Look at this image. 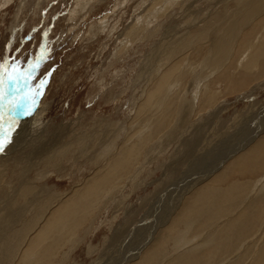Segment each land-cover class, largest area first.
<instances>
[{
  "label": "rangeland",
  "instance_id": "374dc122",
  "mask_svg": "<svg viewBox=\"0 0 264 264\" xmlns=\"http://www.w3.org/2000/svg\"><path fill=\"white\" fill-rule=\"evenodd\" d=\"M191 1L170 0V4L167 5L166 3L168 7L163 6L162 1L159 5L158 17L156 14L157 20L151 19L152 21H147L146 24L144 13L148 10L151 0H0V81H2L0 90L5 93L20 81L21 95L30 94L35 99V107L32 108L31 114L33 116L37 114L42 125L50 126L49 133L51 135H53V131L59 130L63 126L70 128L71 133L77 134L71 152L74 154L65 156V160H60L61 163H66L65 165L62 164L64 169L60 163L55 169L50 170L51 172L44 174L40 169L23 172L19 169L22 166L18 168L14 164L9 165L7 163H5V167L6 165L8 167L2 169L4 167L0 163V169H2L0 170V180L2 181H0V206L2 204L0 209H4L5 212L7 208L13 210L12 216L10 215L5 223L0 221L1 227L5 226L3 233H6L3 238H0V257H2L0 264L134 263L138 261L149 244L153 243L156 233L159 234L157 237L160 236L161 233L158 232L162 226L169 224L171 218L181 208L185 197L200 182L194 184L193 187H191V183L199 180H203L204 184L209 183L219 192L226 190L229 184L235 180L243 182L247 188L240 196L238 195L239 198L236 195V197L233 196L235 198L232 201L225 203L216 210L208 205V208L203 211L190 213L179 221L170 233H162L165 237L161 250L165 252L160 251L161 253L155 258L156 261L155 259L152 261V264H164V262L167 264L170 261H173L174 264H186L188 263L185 262L186 259L191 262L195 261L193 264H212L213 262V264H264V167L254 171L248 164L247 170L244 171L245 174H237L234 171L236 158L249 149L251 144L261 135V133L253 132L254 126L252 125L258 122L259 115L264 117L262 114L264 111V58L262 63H257L260 69L256 65L255 70L257 71H253V77L249 78L250 82H244L246 83L245 86L242 85L237 88L235 93H227L228 85L230 86L233 80L238 81V76L230 75L228 72L227 75H230L232 82L227 83L228 76L220 79L218 77L219 72L215 74V71L210 70V68L199 66L200 59L208 56L207 53L210 51L212 42L208 40L199 43V46L198 44L195 45V40L190 37V34L192 33V36L197 34L203 30V27L208 28L210 24H213L214 27L217 26L221 14L223 16L220 23L223 22L229 16L228 14L235 10L236 0H193L195 3ZM161 8L162 12H160ZM260 15L261 17H259ZM262 15L264 16V9L258 8L254 13V19L250 18L249 23L247 22L248 25L241 26V33L237 29V34L233 40L237 45L234 44L235 47L233 46L227 54V57L233 59L234 64L239 58L243 59L244 54L241 51V54L238 53L240 50L238 46H241L240 39L246 30L254 27L256 32L258 30L256 37L251 41L252 46L257 38L259 40L260 32H264V17ZM257 21H262L263 26L262 24L258 25ZM135 24H139L137 26L139 35L131 40L132 38L128 34ZM144 24H146V28ZM167 25L170 29H165ZM246 27L248 28L246 29ZM142 28L144 29L142 30ZM167 30L169 32L172 30L175 38L178 39L185 34L186 37L189 35V41L185 42L183 50L175 55L169 64L171 67H176L174 76H181L186 72L188 78L185 81L181 79L180 82L175 80V84L166 85L165 90H169L170 87H174L173 90L177 88L175 92L172 90L174 102L168 111L171 119L168 124L161 127L163 131H159L158 136H151L152 127L149 124L160 120L162 113L166 112V108H163L164 105H162L161 100L151 103L152 106L150 107L153 109L146 110L144 115L149 119L150 113L153 110L156 111L154 112L156 115L151 116L155 122L152 119L142 121V118H146L144 115L143 117L140 116L139 123L138 118L135 119V112L138 104L142 101L143 93H147L151 88L150 86L146 88V78L144 79V75L142 77L146 65L143 67L141 65L142 60L153 52L155 46H160L164 42V32ZM125 37H127L125 39L127 47L119 52L120 43ZM175 47L182 48V44H177ZM237 53L239 57H237L238 55L235 56ZM41 55L44 56V59H40ZM160 57L158 62H161L164 56L160 55ZM236 57L237 59H234ZM149 59L152 64L148 62L149 66L147 65V67L150 68L151 72L153 69L156 71L163 66L162 63L160 65L156 62L154 55ZM191 59L192 64L190 63ZM185 61L186 63H184ZM183 65L185 70L182 68ZM151 66H155V68ZM195 66L196 69H194ZM164 67L167 68L168 64H165ZM261 70L262 72H260ZM198 73L202 75H198ZM209 73H211L210 76H206ZM10 76H16L17 81L13 82L9 79ZM209 79L210 81L206 82ZM25 80H27V84H25ZM218 80H220V84L216 83ZM207 88L215 92V94L213 93L215 96L217 95L216 92H220L219 89L223 94L213 107L196 112L194 108L203 102L205 97L203 92ZM238 89L240 90L238 91ZM186 92L187 95L184 96ZM6 97L0 101L3 104V107H0V115H3L5 120L11 116L18 121V125L13 131V137L20 131V125L26 124V120L30 122L29 124L27 122V125L31 126L33 116L31 114L23 115V110L5 113L9 108V104L5 102ZM191 97L198 99L192 105L194 108L187 126H184V129L178 128L176 132L179 135L175 133L173 140L167 144L162 136L180 117L182 102L186 103L188 100H192ZM164 98L163 96L162 99L164 100ZM179 103L181 104L179 105ZM251 112L258 114L256 113L254 120H251L253 122L247 123L248 127L245 126L241 131L242 135L245 134L242 141L244 145L233 150L234 152L230 150V152H226L224 146L217 152L213 150L215 143L225 142L228 135L237 131L238 128L241 129L239 124L249 120ZM27 125L24 128L28 129ZM112 126L113 129H111ZM188 127L191 128L190 134L188 138H185L188 140L184 145L185 140L182 141L180 134L183 135ZM103 129H105L104 133ZM258 130L260 129H255V132ZM178 131L182 132L179 133ZM70 132L67 131L66 135ZM109 132L114 136L110 135ZM200 136L201 138H199ZM94 137L96 138L94 139ZM168 138L167 136L166 139ZM32 139L33 136L31 135L27 143H30ZM16 140V138H11V145H9L10 143L5 145L4 150L0 152V162L4 160V162L14 163L25 158V153L9 155L20 148L22 151L27 145L25 141L24 144L17 142L18 145L15 146ZM124 142L127 145L139 142V146L135 149V160H132V164L135 165L131 164V168H127L129 171L126 170L125 173L117 175L111 186L100 193L99 199L79 205L80 210L76 218L71 221L61 219L52 235L49 233L44 237L43 243L31 245L33 240L31 237L45 227L46 222L50 221L53 210L57 207L56 204L58 205L61 200L63 202L64 197L66 198L75 189L83 186L87 178L96 171V168H103L104 162L111 157L115 150L125 144ZM47 143L46 140L44 146ZM75 143L76 149L74 148ZM228 145L231 146V142ZM185 150L189 152V155ZM86 151L89 155L86 154ZM196 159L201 161L195 169L190 165ZM170 162L174 166L166 169ZM8 168L13 169V171ZM32 171H36V174ZM184 173L186 176H183ZM29 185L32 186L29 188L31 193L25 194L24 190ZM11 195L13 198L10 197ZM49 196L51 197L49 198ZM54 196L57 200L54 199ZM250 198L251 200H249ZM50 199L53 201L51 202ZM48 201L50 202L47 203ZM14 208L15 211L17 210L16 213ZM226 209L227 211H224ZM241 209L243 210L241 211ZM244 211L255 213L253 214L254 221L253 219L247 221L248 224H251L249 230H246L245 233L231 232L225 234L224 231L228 224H231L242 214L245 215ZM208 212L209 214H205ZM235 213L236 216H234ZM17 215H20L19 221ZM163 215L164 217L168 216L164 218ZM228 217L232 220L230 221ZM63 226L66 227V230ZM11 227L12 229H10ZM31 227H33V235L25 230ZM222 230L224 231L222 232ZM175 237L177 238L175 239ZM146 240L148 241L146 242ZM52 243H55V246ZM141 243L145 245L143 244L144 246L142 245V248L138 250L139 252L132 256L131 252H135ZM145 246L147 247L144 248ZM27 255L31 258L29 262L25 263L24 257ZM127 256L132 257L126 260Z\"/></svg>",
  "mask_w": 264,
  "mask_h": 264
},
{
  "label": "bare ground",
  "instance_id": "6f19581e",
  "mask_svg": "<svg viewBox=\"0 0 264 264\" xmlns=\"http://www.w3.org/2000/svg\"><path fill=\"white\" fill-rule=\"evenodd\" d=\"M151 0L150 4L148 5V10L144 13V18H145V23L147 24V21L150 22L151 19H155L157 20L156 18V14H157V17H158V13H159V5L160 3L163 1V6L165 5L166 7H168L167 5L170 4V0ZM186 1V0H185ZM188 1H191V0H188ZM195 1V0H194ZM179 2V1H178ZM181 2V1H180ZM179 2V3H180ZM193 2V0L191 1ZM190 2V3H191ZM232 2V1H231ZM167 3V5H166ZM184 3V2H183ZM189 3V2H188ZM195 3V2H193ZM182 4V3H181ZM188 5V4H187ZM236 8L234 11L230 12V14H228L229 16L227 18H225V20L223 22L220 23L221 19H222V16L223 14H221V18L219 21V24L217 26L214 27L213 24H210L208 28L205 29V27H203V30L201 32H197V34H194L192 36V33L190 34L191 36L190 37H193V40H195V45L198 44V46L200 45L199 43H202V42H205V41H210L212 42L211 46H210V51L208 54V56L204 57V58H201L200 61H199V66H201L202 68L203 67H207V68H210V70L212 71H215V74L216 72H219L220 75L218 76L220 79L221 78H226L227 76V83H229L230 81L232 82V78L230 79V75H235V76H238L237 77V80L238 81H234L232 83H230V86L228 85V92L229 94L233 93L237 88H239L240 86L246 84L244 82H248L249 81V78H252L253 77V71L256 69V65L257 63H262V59L264 58V32H260L261 33V36L258 40L257 38V41L254 42V45L252 46V43L251 41L254 39V37H256L257 33H258V30L256 32V30H254V28H249V30H246L245 34H243V36H241L242 38L240 39V44L241 46H238L240 47V50L238 51L239 54L240 51L244 54L243 55V59H238V61H236L237 63L234 64L235 62L233 61V59L231 60L229 58V56L227 57V54H229V51L231 50V48H233L234 44L236 43L234 40L235 36H236V32H237V29L240 30L241 26L242 25H248L247 22L250 18H253L256 16H254V13L256 12V10L259 8V9H264V0H236ZM162 6V5H161ZM160 6V7H161ZM162 6V7H163ZM197 6V5H196ZM232 6V5H231ZM165 7V8H166ZM226 7V6H224ZM165 8H163L165 10ZM232 8V7H231ZM200 9V8H199ZM223 9V8H222ZM228 9V7H227ZM230 9V8H229ZM162 8L160 9V12ZM166 10H168V8H166ZM165 10V11H166ZM195 11V10H194ZM221 11V10H220ZM259 11V10H258ZM217 12V11H216ZM219 12V10H218ZM217 12V13H218ZM226 12V11H225ZM263 12V11H262ZM190 13V12H189ZM215 13V12H214ZM213 13V14H214ZM221 13V12H220ZM223 13V11H222ZM228 13V12H226ZM162 14V13H161ZM191 15V13L189 14ZM216 15V14H215ZM187 16V15H186ZM185 16V17H186ZM209 16V15H208ZM263 16V15H262ZM143 17V16H142ZM194 17V16H193ZM197 17V16H196ZM261 17V15L259 16ZM264 17V16H263ZM206 18V17H205ZM141 19V18H140ZM259 19H262V18H259ZM258 19V20H259ZM143 20V19H141ZM140 20V21H141ZM152 21V20H151ZM264 21V20H263ZM142 22V21H141ZM212 22V21H211ZM252 22V20H251ZM262 22V21H261ZM261 22L257 21L258 25L262 24ZM103 23V22H102ZM138 23V22H137ZM249 23V22H248ZM143 24V23H142ZM144 24V27L145 25ZM206 24V23H205ZM254 24V23H252ZM256 24V22H255ZM245 25V26H246ZM137 26H139V24H135L132 26L131 30L129 31L130 34H128L133 40V38L136 36L139 35V32L137 31ZM169 25L165 26V29H170V27H168ZM198 26V25H197ZM240 26V27H239ZM254 26V25H253ZM252 26V27H253ZM263 26V24H262ZM195 27V26H194ZM249 27V26H248ZM246 27V29L248 28ZM260 27V26H259ZM258 27V28H259ZM146 28V27H145ZM199 28V27H198ZM196 28V29H198ZM139 29V28H138ZM144 28H142L143 30ZM201 29V28H200ZM257 29V28H256ZM261 29V28H260ZM141 30V29H140ZM175 30V29H173ZM242 30V29H241ZM241 30H240V33H241ZM245 30V29H244ZM243 30V31H244ZM262 30V29H261ZM184 31V30H183ZM195 33V31H194ZM239 33V34H240ZM243 33V32H242ZM170 34V35H169ZM182 34V33H180ZM238 34V35H239ZM174 32L171 30L170 32L167 30L164 32V42L160 45V46H155L153 52L148 56L146 57L144 60H142V67L143 65L145 66L144 67V70H143V74H142V77L143 75L145 76L144 79L145 81L147 82L146 84V88H148L149 86L151 87L150 90L147 92V93H143V98H142V101L140 104H138V108L136 109V114H135V119L138 118V123L139 121L141 120L140 119V116L144 115V112H146V110L150 111L153 109V107L151 108L150 106L151 103H154V102H158L161 100L162 102V105L163 108H166V112H163L162 113V118L160 120H157L156 122L154 121L155 119L151 118L154 117L156 114H154V111L153 112H149L150 113V117L148 119V117L146 115H144L146 118H142V121L143 120H151L154 121L155 123H151L149 124L152 129V133H151V136H158L159 135V131L162 130V126H164L165 124H168L170 122V117H169V109L172 107V104L174 102V97H173V93H172V88L174 87H170L169 90H165V87L166 85L168 86V84L170 83H174L175 80H178V82L181 81H185L186 78H188V74L185 72L183 75L181 76H174V71H175V68L176 67H171L169 66L170 62L172 61L173 57H175V55L179 54L181 52V50H183V47H184V44L185 42H187L188 40V37L189 35H187L186 37V34L181 37V38H175L174 36ZM260 35V34H259ZM179 36V35H178ZM253 36V37H251ZM170 37V38H169ZM127 37L123 38L122 41H121V46L119 48V52L122 51V50H125L126 47H127V42L125 41ZM238 38V37H237ZM162 40V38H161ZM238 40V39H237ZM189 41V40H188ZM235 42V43H234ZM238 42V41H237ZM132 43V42H131ZM140 44V43H139ZM157 44V43H156ZM177 44H182V48H177L175 47V45ZM237 45V44H235ZM235 47V46H234ZM194 48V47H193ZM206 49V48H205ZM237 49V48H236ZM235 49V50H236ZM188 50V49H187ZM195 50V49H193ZM190 51V49H189ZM203 51H206V50H203ZM208 51V50H207ZM206 51V52H207ZM184 52V51H182ZM237 52V51H236ZM233 54L237 57H239V54ZM118 54H121V53H118ZM149 54V53H148ZM191 54V53H190ZM200 54V53H199ZM152 55L155 56L156 58V62H158V60L161 58V56H164L163 59L161 60V62H158V64L162 63V67H159L156 71H153L151 72L150 71V68L147 67V65L149 66L148 62H149V58L152 57ZM188 55V54H187ZM195 55V54H194ZM181 56V55H180ZM202 56V55H201ZM160 57V58H159ZM193 57V56H192ZM197 57V56H196ZM234 57V56H233ZM234 58V59H237ZM186 58V57H185ZM184 58V60H185ZM198 58V57H197ZM200 58V57H199ZM242 58V56H241ZM190 59V58H189ZM177 61V60H176ZM264 61V60H263ZM175 62V61H174ZM150 63V62H149ZM186 63V61L184 62ZM190 63L192 64L193 61L191 59ZM152 64V62L150 63ZM156 64V63H155ZM165 64H168V67H164ZM172 64H175V63H172ZM195 64V63H194ZM198 64V63H197ZM178 65V64H177ZM260 65V64H259ZM264 65V64H263ZM158 66V65H157ZM184 66V65H183ZM198 66V65H197ZM141 67V69H142ZM153 67V66H151ZM190 67V66H188ZM194 67V66H193ZM192 67V68H193ZM258 67V65H257ZM155 68V66L153 67ZM180 68V67H179ZM178 68V69H179ZM183 70H185V66L182 67ZM221 68V69H220ZM224 68V69H223ZM259 68V67H258ZM261 68H262V65H261ZM161 69V71H159ZM196 69V66L195 68ZM193 69V70H194ZM198 69V68H197ZM205 69V68H204ZM214 69V70H213ZM223 69V70H222ZM226 69V70H225ZM260 69V68H259ZM263 69V68H262ZM181 70V71H183ZM208 71H210L209 69H207ZM206 70V71H207ZM220 70V71H218ZM225 70V71H224ZM203 71V70H202ZM207 71V73H208ZM224 71V72H223ZM257 71V70H255ZM259 71V70H258ZM177 72V71H176ZM196 72V71H195ZM229 72L230 75H227V73ZM262 72V70L260 71ZM204 73V72H203ZM196 74V73H195ZM205 74V73H204ZM211 73L207 74L206 76H210ZM259 74V72H258ZM192 75V74H191ZM194 75V74H193ZM197 75V74H196ZM198 75H202V74H199ZM260 75H262V73H260ZM204 76V75H203ZM202 76V77H203ZM263 76V75H262ZM212 77V76H211ZM210 77V78H211ZM194 78V77H193ZM198 78V77H196ZM195 78V79H196ZM203 78H206V77H203ZM208 78V77H207ZM206 78V79H207ZM180 80V81H179ZM194 80V79H193ZM201 80H203L201 78ZM200 80V81H201ZM223 80V79H222ZM206 81V80H204ZM210 81L207 80L206 82ZM202 82V81H201ZM204 82V83H206ZM220 80H218L216 83H219ZM250 82V81H249ZM193 83V81H192ZM199 83V82H198ZM215 83V82H213ZM226 83V82H224ZM223 83V84H224ZM175 84V83H174ZM179 85V83H177ZM195 84V83H193ZM197 84V83H196ZM208 84V83H207ZM206 84V85H207ZM220 84V83H219ZM199 85V84H198ZM177 86V85H176ZM205 86V85H204ZM208 86V85H207ZM245 86V85H244ZM137 87V86H136ZM181 87V86H180ZM196 87V86H195ZM194 87V88H195ZM199 87V86H198ZM209 87V86H208ZM176 88V87H175ZM193 88V89H194ZM205 88V87H203ZM211 88V87H209ZM243 88V87H242ZM177 89V88H176ZM175 89V90H176ZM212 89V88H211ZM208 90L205 89V91L203 92L204 93V100L202 103H200L199 105H196L195 108L192 106L194 104V101H197V97H191V99L193 100H188V102L186 103H183L182 102V105H181V111H180V117L176 119V122L175 124L170 127L167 132H162L164 133V135L162 136V138H164L163 140L164 141H167V144L169 143V141L173 140V135L176 133L178 134L176 131L178 128H183L184 129V126H187V123H188V120H189V117H190V114L193 110V108L195 109L196 112L202 110V109H205V108H211L213 107L216 102H218V100L221 98L223 92L219 89L220 92H216L217 95L215 96V92H213L212 90ZM175 90H173L175 92ZM195 90V89H194ZM193 90V91H194ZM200 90V89H199ZM240 89H238L239 91ZM1 91V90H0ZM147 91V90H145ZM191 91V90H190ZM196 91V90H195ZM165 92H166V96H165ZM177 92V91H176ZM193 93V92H192ZM195 93V92H194ZM214 93V94H213ZM235 93V92H234ZM175 94V93H174ZM180 94V93H179ZM187 95V92L184 96ZM196 95V94H195ZM225 95V94H224ZM165 97L164 100L162 99V97ZM194 96V94H193ZM7 98V97H6ZM185 98V97H184ZM187 99H189V97H187ZM181 101V100H180ZM6 102V101H5ZM204 103V104H203ZM156 104V103H155ZM181 103H179L180 105ZM9 106V105H8ZM177 106V105H176ZM223 107V106H222ZM162 108V109H163ZM221 108V107H220ZM213 109V108H212ZM215 109V108H214ZM219 109V107H218ZM19 110V109H18ZM174 110V109H173ZM210 110V109H209ZM216 110V109H215ZM20 111V110H19ZM158 111V110H157ZM164 111V110H163ZM179 111V110H178ZM177 111V113H179ZM208 111V110H207ZM21 113V112H20ZM32 113V112H31ZM213 113V112H212ZM217 113V111H216ZM215 113V114H216ZM256 113L257 112H251L249 114V120H247L246 122L244 123H238L239 126H241L242 128H238L237 131H233L230 135H228V137L226 138L225 142L222 141V143H215L214 145V149L216 152L221 149V147H226V152H230V151H233V150H236L238 148L241 147V145H244L242 144V141H243V137L245 136V134L242 135L241 131L242 129L245 128V126H247L248 124L247 123H252L253 121H251L252 119L254 120V118L256 117ZM260 113V111H259ZM258 114V113H257ZM262 114H264V111H262ZM261 114V115H262ZM32 115V114H31ZM154 115V116H153ZM178 115V114H177ZM33 116V115H32ZM31 116V117H32ZM212 116V115H211ZM210 116V119H212V117ZM247 116V114H246ZM258 116V115H257ZM214 117V115H213ZM173 118V117H172ZM259 120L256 124L252 125L254 126L253 127V132L254 133H257V134H260L259 137H255L257 138L253 144H251V149H247L245 152H243L242 154H240V156H238L236 158V165H235V169L234 171L237 172V174H245V170H247V165L250 164L251 165V170H254V171H258V170H261L263 167H264V122H263V115L260 116L259 115ZM33 122L31 123V126H28L27 125V120H26V124L25 123H22L20 125V131L18 133H16L12 139H17L16 142H15V146L18 145L19 142H24L26 141V146L24 147V149L21 151L18 152L16 150V152H14L13 154H9V155H14L16 153L18 154H23L25 153V158L22 159V160H17L16 162L14 163H10V162H4L1 161L0 163H2V166L4 168L2 169H5L8 167V165H6L5 167V163L11 165V164H14V166L16 167H20L19 169L23 172H27L29 170H33V169H40L41 172H43L44 174L49 172L50 170L52 169H55L58 165H60L61 161L60 160H65V156H69L70 154H74V153H71L73 151V143H74V140H76L77 138V134H75L74 132H70L71 129L70 128H66L65 126L61 127V129H57L56 131H53V135H51V133H49V127L48 125H42L41 122L39 121V118L37 117V114H35L33 117ZM209 119V118H208ZM242 119V118H241ZM240 119V120H241ZM206 120V119H205ZM136 121V120H135ZM214 121V120H212ZM208 122V121H207ZM239 122V121H238ZM30 122H28L29 124ZM137 123V122H135ZM172 123V121H171ZM209 123V122H208ZM207 123V124H208ZM34 124V125H33ZM206 124V125H207ZM235 124V123H234ZM27 125L28 129L24 128L25 126ZM33 125V126H32ZM111 126V124H109ZM55 126V125H54ZM148 126V125H147ZM208 126V125H207ZM65 127V128H64ZM104 127V126H103ZM166 127V126H165ZM168 127V126H167ZM216 127V126H215ZM236 127V126H235ZM248 127V126H247ZM108 128V127H107ZM106 128V130H107ZM115 128V127H114ZM164 128V127H163ZM176 128V130H175ZM186 128V127H185ZM217 128V127H216ZM101 129V128H100ZM113 129V126L112 128ZM117 129V128H116ZM115 129V130H116ZM190 129L188 127V129L185 131V133L183 135L180 134V136L182 137V141H184V145H185V142H187V140L185 138H188L189 134H190ZM202 129V128H200ZM255 129H260L258 130V132H255ZM103 133L105 132V129H103ZM148 130V129H147ZM150 130V129H149ZM212 130V129H211ZM223 130V129H222ZM67 131L70 132L68 135L67 134ZM92 131V130H91ZM108 131V130H107ZM112 131V130H111ZM110 131V132H111ZM121 131V130H120ZM163 131V130H162ZM165 131V130H164ZM79 132V131H78ZM109 132L110 135L114 136L113 134H111ZM114 132V130H113ZM118 132V131H117ZM158 132V133H157ZM179 133L182 132V131H178ZM213 132V131H212ZM211 132V133H212ZM219 132V131H218ZM77 133V131H76ZM82 133V132H81ZM100 133V131H99ZM161 133V134H162ZM204 133V131H203ZM202 133V134H203ZM216 133V132H215ZM80 134V133H79ZM97 135H99L98 133H96ZM107 134V132H106ZM222 134V133H221ZM31 135L33 136V139L31 140V142L27 143V140L28 138L31 137ZM109 135V137H110ZM139 135V134H138ZM142 136V134H140ZM179 135V134H178ZM187 135V136H186ZM201 135V134H200ZM204 135V134H203ZM202 135V137H203ZM207 135V134H206ZM248 135V134H247ZM101 136V135H100ZM111 136V137H112ZM121 136V135H120ZM146 136V135H144ZM169 137L168 139H166V137ZM195 136V135H194ZM250 136V135H249ZM176 137V136H175ZM179 137V136H178ZM234 137V139H233ZM251 137V136H250ZM96 137H94L95 139ZM102 138V137H101ZM105 138V136H104ZM143 138V137H141ZM201 138V136L199 137ZM89 139V138H88ZM98 139V138H97ZM113 139V138H112ZM148 139V138H147ZM194 139V138H193ZM205 139V138H204ZM219 139V138H218ZM48 141V143L45 145V141ZM83 140V139H82ZM109 140V139H108ZM224 140V139H223ZM232 140V141H230ZM139 141V140H138ZM231 142V146L227 144ZM18 142V143H17ZM79 142V140H78ZM100 142H101V139H100ZM83 144V141L81 142ZM97 143V142H96ZM95 143V144H96ZM102 143V142H101ZM125 144H123L122 146H120L117 150H115L111 157L109 159H107L104 163H105V166L103 168H99L97 169L96 168V171L90 176L87 178L86 182L83 184V186H81L79 189H75L73 191L72 194H70L69 196H67L66 198L64 197V200L63 202H59L58 205L56 204V208L53 210V213H52V216H51V219L50 221L46 222L45 224V227H43L41 230L37 231L36 235H34L33 237H31L32 240V244L31 245H36L37 243L41 244L43 243V240L45 239L44 237H46L47 235H49V233L52 235V233L55 231L56 227H57V223L61 221V219H68V220H73V218H76V216L78 215L79 213V205H82V204H88V203H91L92 201H96L97 199H99L101 196H100V193L104 192L107 190L108 187L111 186V184L115 181L117 175H120L121 173H125L127 168L130 167L131 168V164H132V160L135 158L136 156V153H135V149L139 146V142H136L134 144L130 143L129 145H127L126 142H124ZM13 144V143H12ZM109 144V142H108ZM214 144V143H213ZM11 145V143L9 144ZM81 145V144H80ZM94 145V144H92ZM114 144H112L113 146ZM203 145V144H202ZM44 146V147H43ZM95 146V145H94ZM47 147V148H45ZM114 147V146H113ZM183 147V146H182ZM186 147V146H185ZM193 147V146H192ZM206 147V146H204ZM10 148V147H9ZM8 148V149H9ZM14 148V147H13ZM19 148V147H18ZM76 149V143H75V147ZM92 148V147H91ZM105 148V147H104ZM108 148V147H107ZM208 148V147H207ZM211 148V147H210ZM17 149V148H16ZM89 149V148H88ZM192 149V148H191ZM190 149V150H191ZM10 150V149H9ZM194 150V149H193ZM203 150V149H202ZM230 150V151H229ZM75 151V150H74ZM77 151V150H76ZM186 151V150H185ZM88 151H86V154L89 155V153H87ZM104 152V151H103ZM187 152V151H186ZM234 152V151H233ZM76 153V152H75ZM105 153V152H104ZM189 152H187L188 154ZM221 153V152H220ZM219 153V154H220ZM85 154V155H86ZM184 154V153H183ZM182 154V155H183ZM226 155L228 153H225ZM3 155H6L5 153H3ZM92 155V154H91ZM186 155V154H185ZM189 155V154H188ZM207 155V154H206ZM223 154V156H226ZM75 156V155H74ZM202 156V155H201ZM11 157V156H10ZM71 157V156H70ZM76 157V156H75ZM85 157V156H84ZM83 157V158H84ZM89 157V156H88ZM184 157V156H182ZM186 157V156H185ZM222 157V156H221ZM68 158V157H67ZM73 158V157H72ZM90 158V157H89ZM188 158V156H187ZM10 159V158H9ZM69 159V158H68ZM87 159V158H86ZM92 159V158H90ZM96 159V158H95ZM186 159V158H185ZM8 160V159H7ZM67 160V159H66ZM135 160V159H134ZM90 161V160H89ZM201 160H195L193 163H191L190 167H197L199 165ZM93 162V161H92ZM134 162V161H133ZM218 162V161H217ZM135 163V162H134ZM65 165L64 162L61 163V165ZM63 165H62V169L63 168ZM133 165V164H132ZM135 165V164H134ZM133 165V166H134ZM132 166V168H133ZM171 166H174L172 162H170L169 164H167L166 166V169H169V167L171 168ZM14 167V168H15ZM200 167V166H199ZM249 168V167H248ZM0 169V170H2ZM9 169V168H8ZM7 169V170H8ZM61 169V168H60ZM69 169V168H68ZM165 169V168H164ZM196 169V168H195ZM257 169V170H256ZM9 170H12L13 169H9ZM17 170V169H16ZM18 170V171H20ZM59 170V169H58ZM57 170V172H58ZM131 170V169H130ZM20 171V172H21ZM61 171V170H59ZM64 171V170H63ZM129 171V170H127ZM4 172V171H3ZM17 172V171H16ZM22 172V173H23ZM35 173L36 171H32V173ZM51 172V171H50ZM171 172V171H170ZM15 173V172H14ZM55 173V172H54ZM166 173V172H165ZM254 173V172H253ZM5 174V173H4ZM16 174V173H15ZM18 174V173H17ZM36 174V173H35ZM39 174V173H37ZM58 174V173H57ZM169 174V172H168ZM3 175V174H2ZM19 175V174H18ZM186 176V173L183 174V176ZM168 176V175H167ZM166 176V177H167ZM244 176V175H243ZM247 176V175H246ZM11 177V176H9ZM38 177V176H36ZM169 177V176H168ZM189 177V176H188ZM16 178V177H15ZM200 178V177H199ZM237 178V177H236ZM7 179V178H6ZM220 179V178H219ZM69 180V179H68ZM234 180V179H233ZM1 181V180H0ZM5 181V180H4ZM16 181V180H14ZM182 181V180H181ZM232 181V180H231ZM2 182V181H1ZM200 182V183H199ZM13 183V182H12ZM199 183V185L195 186L193 188V190L191 192H189L190 194L187 195L181 205V208H179L178 212L175 214V216L173 218H171L169 224H166V226H162L161 230L158 232V233H161L159 237H157L159 234L156 233V235L154 236V241L152 244H149V247L143 252V254L139 257L138 261L134 262V263H131V264H152V261L157 257V255H159L162 251L164 250H161L162 249V245H163V242H164V237L162 235V233H170L174 227L176 226V224L181 221L184 217H186L187 215H189L190 213H193V212H200V211H203L205 210L206 208H208V205L213 209V210H216L220 207H222V205H225V203L227 204V202H230L232 201L236 196L237 198L238 195L240 196L243 191L247 188L245 187V185H243V182L241 181H238V180H235L233 182H231L229 184V186L226 188V190L224 191H221L219 192L218 190H216L215 188H213L212 185H210L209 183L208 184H204V181L203 180H199L197 182H193L191 183V187H193L194 184H197ZM16 185V183H15ZM39 185V184H38ZM114 185V184H113ZM2 186V184H1ZM6 186V185H5ZM9 186V185H8ZM46 186V185H45ZM190 186V185H189ZM11 187V186H10ZM42 187V186H41ZM215 187V186H214ZM224 187V186H223ZM4 189V186L2 187ZM29 188H32V186H28L25 190H24V193L25 194H30L31 191L29 190ZM75 188V187H74ZM250 188V187H249ZM9 189V188H8ZM52 189V188H51ZM56 189V188H55ZM192 189V188H191ZM219 189V188H218ZM256 190V189H255ZM14 191V190H13ZM18 191V190H17ZM53 191V190H52ZM60 191V190H59ZM247 191V190H246ZM72 192V191H71ZM251 192V191H250ZM5 193V192H4ZM9 193H10V190H9ZM53 193V192H51ZM58 193V192H57ZM68 193V192H67ZM70 193V192H69ZM4 195V194H2ZM8 195V194H7ZM102 195V194H101ZM104 195V194H103ZM236 195V196H235ZM264 195V194H263ZM235 196V197H233ZM243 196V195H242ZM12 197V195L10 196ZM16 197V196H14ZM51 196H49L50 198ZM255 197V196H254ZM263 197V196H262ZM2 198V197H1ZM5 199V196L3 197ZM2 198V199H3ZM7 198H9V196H7ZM13 198V197H12ZM246 198V197H245ZM54 199H56V197L54 196ZM62 199V198H61ZM182 199V198H181ZM256 199V198H254ZM10 200V199H9ZM14 200V199H13ZM251 200V198L249 199ZM17 201V200H15ZM50 201L52 202L53 200L50 199ZM50 201H48L47 203H49ZM7 202V200H6ZM11 202V201H10ZM237 202V201H236ZM262 202V201H261ZM2 203V202H1ZM8 203V202H7ZM6 203V204H7ZM17 203V202H16ZM12 204V203H10ZM9 204V205H10ZM14 204V203H13ZM258 204V203H257ZM234 205V204H233ZM237 205V204H235ZM2 206V204H1ZM0 206V207H1ZM13 206V205H12ZM17 207L19 206L16 205ZM10 207V206H9ZM47 207V206H46ZM3 208V207H2ZM7 208V207H6ZM45 208V207H44ZM235 208V207H234ZM240 208V207H239ZM245 208V206H244ZM243 208V209H244ZM47 209V208H46ZM241 209V211L243 210ZM45 210V209H44ZM167 210V209H166ZM230 210V209H229ZM14 211H15V208H14ZM17 211V210H16ZM15 211V213H16ZM209 211V210H208ZM211 211V210H210ZM209 211V212H210ZM224 211H227L224 210ZM237 211V210H236ZM239 211V210H238ZM253 211V210H252ZM19 212V210H18ZM207 212V211H205ZM208 213H205V214H209ZM12 213H13V210L12 209H8L5 210L4 209H0V221L5 223L9 216L11 215L12 216ZM38 213V212H37ZM44 213V212H43ZM167 213V212H166ZM245 215L242 214L240 217L236 218V220H234L231 224L229 223L228 224V227L224 230H222V232L224 231L225 234H229L231 232H235V233H245L247 232L246 230H249V228L251 227V224H248L249 222H247L248 220H251L253 219L254 221V218L253 217V214L255 213H252L251 211H248L247 213L244 211ZM26 214V213H25ZM29 214V213H28ZM168 214V213H167ZM219 214V213H218ZM234 214V213H233ZM40 215V214H39ZM166 215V214H164ZM164 215L162 217H164ZM169 215V214H168ZM167 215V216H168ZM171 215V214H170ZM193 215V214H192ZM215 215V214H213ZM212 215V216H213ZM16 216V215H15ZM18 216V215H17ZM25 216V215H23ZM38 216V215H37ZM166 216V217H167ZM173 216V215H172ZM204 216V215H203ZM236 216V213L235 215ZM20 217V215L18 216V218ZM31 217V216H30ZM161 217V218H162ZM164 217V218H166ZM170 217V216H169ZM195 217V216H194ZM15 218V217H14ZM16 218V219H18ZM28 218V217H27ZM26 218V219H27ZM230 219V217H228ZM232 218V217H231ZM35 219V218H34ZM210 219V218H209ZM247 219V220H246ZM20 220V218L18 219V221ZM232 219H230L231 221ZM16 221V220H15ZM25 221V220H23ZM29 221V220H28ZM67 221V220H66ZM22 222V221H21ZM26 222V221H25ZM32 222V221H31ZM68 222V221H67ZM166 222V221H165ZM33 223V222H32ZM42 223V222H41ZM222 223H223V220H222ZM7 224V223H6ZM16 224V223H15ZM3 225V224H2ZM14 225V224H13ZM70 225V224H68ZM245 225V226H243ZM254 225V224H253ZM15 226V225H14ZM19 226V225H18ZM22 226V224H21ZM20 226V227H21ZM26 226V225H25ZM66 226V225H65ZM63 226V227H65ZM226 226V225H225ZM243 226V227H242ZM10 227V226H9ZM13 227V226H12ZM12 227L10 229H12ZM17 227V226H16ZM34 227V226H33ZM33 227H31L30 229L27 228L25 230H27L29 233L33 231ZM0 238H3L4 235L6 233H3L4 232V228L5 226L1 227V224H0ZM254 228V226H253ZM252 228V229H253ZM15 229V227H14ZM23 229V228H22ZM32 229V230H31ZM61 230V229H60ZM65 230H66V227H65ZM140 230V229H139ZM154 230V229H153ZM238 230H240L238 232ZM243 230V231H242ZM8 231V229H7ZM10 231V230H9ZM58 231V229H57ZM237 231V232H236ZM62 232V231H61ZM67 232V231H66ZM27 233V232H26ZM58 233V232H57ZM136 233V232H134ZM221 233V232H220ZM34 233H32L33 235ZM139 235V234H138ZM149 235V234H148ZM154 235V234H153ZM205 235V234H204ZM242 235V234H241ZM240 235V236H241ZM264 235V234H263ZM15 236V235H14ZM152 236V235H151ZM177 236V235H176ZM203 236V235H202ZM229 236V235H228ZM157 237V238H156ZM178 237V236H177ZM175 237V239L177 238ZM11 238V237H10ZM20 238V237H19ZM24 238V237H23ZM149 238V237H148ZM147 238V239H148ZM195 238V237H194ZM202 238V237H200ZM229 238V237H228ZM15 239V238H14ZM18 239V238H17ZM150 239V238H149ZM148 239V240H149ZM166 239V238H165ZM13 240V238H12ZM20 240V239H19ZM25 240V239H24ZM23 240V241H24ZM146 240V242L148 241ZM2 241V240H1ZM29 241V240H28ZM45 241V240H44ZM166 241V240H165ZM10 242V241H9ZM12 242V241H11ZM27 242V240H26ZM146 242L144 241V243L146 244ZM212 242V241H211ZM144 243H141L138 247L137 250H135V252H131L134 256V254H137L140 250V248H142V245ZM181 243V242H180ZM247 243V242H246ZM7 244H9L7 242ZM54 244L55 246V243H52ZM51 244V245H52ZM144 244V245H145ZM183 244V243H182ZM12 245V244H11ZM18 246V244H16ZM23 245V244H22ZM25 245V244H24ZM143 245V246H144ZM165 245V244H164ZM174 245V244H173ZM43 246V245H42ZM148 246V245H147ZM147 246H145L144 248H146ZM194 246V245H193ZM205 246V245H204ZM207 246V245H206ZM11 247V246H10ZM8 247V248H10ZM23 247V246H22ZM52 247V246H51ZM125 247V246H124ZM182 247V246H181ZM190 247V246H189ZM1 248V247H0ZM5 248V247H4ZM14 248V247H13ZM16 248V247H15ZM26 248V247H25ZM194 248V247H193ZM48 249V248H47ZM264 249V248H263ZM3 250V249H2ZM33 250V249H32ZM45 251V250H44ZM142 251V250H141ZM161 251V252H160ZM219 251V250H218ZM165 252V251H164ZM15 253V252H14ZM29 253V252H27ZM32 253V252H31ZM55 253V252H54ZM163 253V252H162ZM223 254V253H222ZM39 255V254H38ZM130 256V255H129ZM129 256H127V259H130ZM186 256V255H185ZM246 256V255H245ZM4 257V256H3ZM188 257V256H186ZM207 257V256H206ZM6 258V257H4ZM30 256H25L24 259L26 260L25 263L29 262L30 260ZM47 258V257H46ZM161 259V258H160ZM171 259V258H170ZM174 259V258H173ZM2 260V257H0V261ZM41 260V258H40ZM125 260V261H126ZM187 261L185 262H188L186 264H193L195 261L191 262L189 259H186ZM212 260V259H211ZM257 260V259H256ZM12 261V260H11ZM33 261V260H32ZM37 261V260H36ZM35 261V262H36ZM124 261V260H123ZM156 261V259H155ZM263 261V260H262ZM132 262V261H131ZM167 262V260H166ZM173 261H170L168 262L167 264H174V262L172 263ZM260 262V260H259ZM214 263V262H213ZM212 263V264H213ZM28 264V263H27ZM37 264V263H36ZM42 264V263H41ZM130 264V263H129ZM165 264V262H164ZM257 264V263H256Z\"/></svg>",
  "mask_w": 264,
  "mask_h": 264
},
{
  "label": "snow or ice",
  "instance_id": "6c2138e0",
  "mask_svg": "<svg viewBox=\"0 0 264 264\" xmlns=\"http://www.w3.org/2000/svg\"><path fill=\"white\" fill-rule=\"evenodd\" d=\"M40 59H44V56L41 55ZM9 79H11L13 82L17 81L16 76H10ZM0 83H2V81H0ZM25 84H27V80H25ZM21 92L22 89L20 88L15 90L13 97L8 101V111L11 113L19 109L23 110V115H30L32 108L35 107V99L30 94L21 95ZM6 96L7 93L0 92V101H3ZM29 102H31L30 105ZM0 107H3L2 103H0ZM17 125L18 121L14 117L9 116L8 120H5L4 116L0 115V152L4 150L7 143L11 142L13 131Z\"/></svg>",
  "mask_w": 264,
  "mask_h": 264
},
{
  "label": "water",
  "instance_id": "95a60500",
  "mask_svg": "<svg viewBox=\"0 0 264 264\" xmlns=\"http://www.w3.org/2000/svg\"><path fill=\"white\" fill-rule=\"evenodd\" d=\"M20 85V81L16 83V87H18Z\"/></svg>",
  "mask_w": 264,
  "mask_h": 264
}]
</instances>
